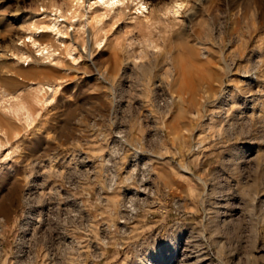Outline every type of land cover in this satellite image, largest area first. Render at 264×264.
<instances>
[{"label":"rangeland","instance_id":"obj_1","mask_svg":"<svg viewBox=\"0 0 264 264\" xmlns=\"http://www.w3.org/2000/svg\"><path fill=\"white\" fill-rule=\"evenodd\" d=\"M113 2L0 0V264H264V0Z\"/></svg>","mask_w":264,"mask_h":264},{"label":"bare ground","instance_id":"obj_2","mask_svg":"<svg viewBox=\"0 0 264 264\" xmlns=\"http://www.w3.org/2000/svg\"><path fill=\"white\" fill-rule=\"evenodd\" d=\"M116 2V1H115ZM105 3V2H104ZM106 3L109 5V6H111V5H113V0H106ZM115 4V3H114ZM107 5V6H108ZM142 5V4H141ZM140 5V6H141ZM143 6V5H142ZM139 13H141L142 12V10H139L138 11ZM55 25V24H54ZM31 37H29V39H30ZM38 42V43H37ZM35 41V39L32 41V43L33 44H38V46H40L41 44H42V40H39V41ZM41 50H44V48H42ZM23 53V52H22ZM21 53V54H22ZM22 56V55H21ZM12 73H15L16 75H17V77H19V76H21V74H20V71H18L17 69H15V71L14 72H12ZM54 90H55V88H54ZM51 91V90H50ZM6 92V88H5V86H4V84H3V91H2V93L4 94ZM1 93V94H2ZM2 94V95H3ZM10 94V93H9ZM16 98V97H18L17 95H12V98ZM186 98V97H185ZM189 100L191 99L190 97H187ZM17 99V98H16ZM43 100H45V99H43ZM42 100V101H43ZM49 100H51V99H49ZM41 101V102H42ZM185 101H186V99H185ZM3 102V101H2ZM47 102V101H46ZM20 104H21V102H19ZM49 103H51V102H49ZM15 105V104H14ZM16 107H17V105H16ZM21 107V106H20ZM14 108H15V106H14ZM18 108V107H17ZM22 108V107H21ZM20 108V109H21ZM15 111H19V110H16L15 109ZM14 111V112H15ZM16 113V112H15ZM28 117V116H27ZM28 119H29V117H28ZM5 123H12L11 122V120L8 118L7 119V117L5 118V117H3V116H0V133H3L4 135H16V129L13 127V126H10V127H5L4 125H5ZM28 124H29V122H28ZM18 136V135H17ZM136 155V154H135ZM134 160V159H133ZM136 162V161H135ZM134 165H135V163H134ZM135 167V166H134ZM133 170V169H132ZM137 171V170H136ZM133 174V173H132ZM141 176V175H140ZM141 180V182H142V180H144V179H140ZM139 180V181H140ZM145 182H147V180L145 181ZM140 183V182H139ZM144 182H142V184H143ZM141 184V185H142ZM139 185V184H138ZM140 186V185H139ZM141 189H143V188H141ZM145 189H146V187H145ZM144 189V190H145ZM144 190H142V191H144ZM145 193H146V190H145ZM29 198V197H28ZM130 199V198H129ZM129 207V206H128ZM67 223V222H66ZM27 227V226H26ZM64 237V236H63ZM64 240V239H63ZM30 241V240H29ZM27 246V245H26Z\"/></svg>","mask_w":264,"mask_h":264}]
</instances>
